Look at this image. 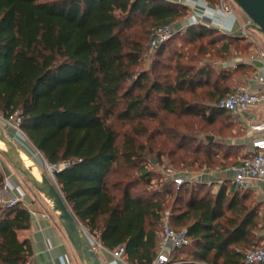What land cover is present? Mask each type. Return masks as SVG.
Wrapping results in <instances>:
<instances>
[{
    "label": "trees",
    "instance_id": "trees-1",
    "mask_svg": "<svg viewBox=\"0 0 264 264\" xmlns=\"http://www.w3.org/2000/svg\"><path fill=\"white\" fill-rule=\"evenodd\" d=\"M187 12L169 0H0V116L19 119L78 221L103 249L123 248L127 264H151L169 206L171 226L189 236L172 264H246L244 253L258 245L264 228L249 190L223 186L213 193L205 184L164 181L133 192L139 183L150 185L154 172L146 162L177 170L239 162L237 148L224 142L232 135L230 114L216 102L233 90L234 72L251 69L216 72L193 62L214 52L223 60L233 51L243 55L244 39L193 24L176 37L192 46L191 55L175 50L165 62L167 40L151 70L136 71L150 34ZM192 118L209 129L207 144H197ZM111 121L128 130L118 133ZM173 189L172 204H165ZM30 224L23 206L0 209V264H30V243L17 236Z\"/></svg>",
    "mask_w": 264,
    "mask_h": 264
},
{
    "label": "crops",
    "instance_id": "crops-1",
    "mask_svg": "<svg viewBox=\"0 0 264 264\" xmlns=\"http://www.w3.org/2000/svg\"><path fill=\"white\" fill-rule=\"evenodd\" d=\"M169 1L188 8V15L173 23L181 31L190 25L202 24L215 28L228 37L244 39L248 43V52L241 55L233 51L229 58L221 61L222 69L234 72L239 65L249 67L251 71L247 73L234 72V80L253 92L264 94V88L255 79L256 74H264V35L256 30L257 28H254L251 22L239 16L234 9L225 14L218 6L206 4L203 0ZM230 119L232 135L224 142L237 148V159L239 160L251 151L255 141L264 139V99L239 115H230ZM0 175L2 178L9 176L10 195L21 197L25 202L30 203L31 209L35 212L34 214L30 212L29 228L17 232L20 240H27L30 243L32 251L30 264H81L63 228L48 213L36 207L33 201L24 194L20 188V179L6 161L0 163ZM232 175L231 170L222 172L220 177L224 180L223 184L210 187L211 192L216 193L223 186L226 192H229V180ZM249 191L256 203L260 205V215H264V181L257 182L256 187ZM259 235L264 240V228L261 229ZM101 254L104 264H115L107 251L101 250ZM116 264L127 263L116 262Z\"/></svg>",
    "mask_w": 264,
    "mask_h": 264
},
{
    "label": "built area",
    "instance_id": "built-area-1",
    "mask_svg": "<svg viewBox=\"0 0 264 264\" xmlns=\"http://www.w3.org/2000/svg\"><path fill=\"white\" fill-rule=\"evenodd\" d=\"M203 1L208 4L206 0ZM218 8L225 14L232 12L231 6L226 0H220ZM180 31L181 29L175 27L174 24L159 27L150 41L151 50L156 51L164 42ZM255 79L258 84L264 88V74H256ZM262 99H264V94L253 92L244 86H236L228 95L219 99L216 102V106L220 109L226 110L230 115L234 116L239 115L241 112L252 106H255ZM15 119L18 125L19 119L16 117ZM3 161H5V158L0 151V163ZM153 167L152 171L155 174L159 175L164 181L172 183L176 187L199 183L205 184L208 187L222 185L224 180L220 177L221 173L231 170L233 171V175L229 182L232 191L253 190L256 187L257 182L264 181V139L255 141L252 145L251 151L239 159V162L236 165L222 170L208 168L200 170H177L167 163L156 164ZM61 168L62 166L56 170H60ZM10 192L11 187L9 185V176H7L3 178L0 187V209L19 204L32 214L35 213L34 210L31 209L30 203L25 202L21 197H12ZM169 216V210H165L162 214V225L159 232L160 239L156 255L151 264H172V253L176 249L189 243L187 229L182 228L180 230H175L170 224ZM97 245L99 249L105 250L99 242H97ZM107 253L115 264L116 262H125L123 259V248L119 247L112 251H107ZM244 261L246 264H264V240H262L259 245L245 251Z\"/></svg>",
    "mask_w": 264,
    "mask_h": 264
},
{
    "label": "rangeland",
    "instance_id": "rangeland-1",
    "mask_svg": "<svg viewBox=\"0 0 264 264\" xmlns=\"http://www.w3.org/2000/svg\"><path fill=\"white\" fill-rule=\"evenodd\" d=\"M207 1V0H206ZM219 1L216 2V6H219ZM229 5L231 6V9H234L238 12L239 16H241L242 18H244L245 20H248L249 22H251L249 20V18L243 13V11L232 1V0H226ZM188 15V12L185 16L181 17L178 20H182L184 19L186 16ZM176 22V21H175ZM256 28V27H254ZM157 30V29H156ZM257 30V29H256ZM153 33V32H152ZM152 33L149 36V39L146 41V47H147V51L145 52V55L142 59L141 64L136 68V71H150L153 61L155 60V52L154 50H151L150 48V41L152 40L151 36ZM261 33V32H260ZM262 35H264V33H261ZM179 37L180 35L176 33V35H173L170 39H168V41L166 42V49L162 55V57H160L161 59H164V57L170 55L173 51L177 50L180 51L182 53L187 52L190 55L192 54L193 50H192V46H189L188 43L186 41H182V40H177L176 37ZM151 38V39H150ZM176 38V39H175ZM179 39V38H178ZM181 39V38H180ZM211 56V57H210ZM210 56H199L197 57L196 60H194V64L196 65H209L212 67V69H214L216 72H219L221 70H228V69H222V65H221V61H223V59L218 58L217 56V52L212 53V55ZM165 60V59H164ZM184 62L188 63V61L186 59H183ZM165 62H167V60H165ZM165 72V71H163ZM230 89L235 88L236 86H241L239 83H237L234 78L230 80ZM185 119H189V117H185ZM192 121H194L197 125V127L199 128L196 132L197 135V144H207V141L203 140L205 137V134H207L209 132V129L206 127L201 128L202 123L199 122L198 118H192L190 119ZM112 124L114 125L115 129L118 131V133L123 132L124 130H128V127L126 125H120L119 123H117L116 125L114 124L113 121H111ZM0 123L2 124V126L5 129L6 134L11 137V139L14 141L15 145L25 154H27L30 157H33V159L42 167V171L45 174V176L51 180L52 182L56 183L55 177H54V168L52 166H50L46 160L44 159V157L42 156V154L40 152H38L30 143V141L25 137V135L19 130V127L17 125L16 119L15 117L11 118V119H4L2 116H0ZM181 132H185L184 129H180ZM18 133V134H16ZM17 135L21 136L22 139H20V137H17ZM17 138V139H16ZM212 138L215 141H220L222 139H220V137H216L214 138V136H212ZM21 142H20V141ZM141 141H145V138H141ZM23 142V143H22ZM19 143V144H18ZM25 143V144H24ZM27 146V147H26ZM22 147V149H21ZM207 147L210 148V146L208 145ZM24 149V150H23ZM213 150H216L215 147H212ZM223 151V150H222ZM34 155V156H33ZM151 156H154V154H150L147 156V159L150 158ZM36 157V158H35ZM40 158V159H39ZM38 159V161H37ZM5 161L7 162V160L5 159ZM148 161V160H147ZM8 163V162H7ZM12 169L14 170V172L17 174L18 178L20 179V188L22 189V191L24 192V194L26 196H28V198H30L33 201V204L36 205V207L42 209L43 211H45L46 213L49 214V216L56 220V222H58V224L60 225V222L58 221L56 215L53 213V211L51 210L50 206L48 205V203H46V201L44 200V198L36 191V189L24 178L23 175H21L16 169H14V167L8 163ZM156 164H151L150 162H146V167L149 169H153ZM164 180L157 174L154 173L153 176H151V182L150 185H143L142 183H139L136 187L133 188V192L134 193H140L143 192L144 190L147 191H152L155 190L157 188H160L161 185L163 184ZM173 195L171 197H167L165 204H172V199L174 198V195H176V191L173 189L172 190ZM166 210H170V206L166 208ZM81 224V223H80ZM161 225L162 222H160L158 224V231L161 229ZM61 226V225H60ZM81 228L83 230V232L85 233L88 241L90 242L93 250L96 252L97 256L99 257L100 261L102 264H104V260H103V256L101 254V249H99L98 245H97V240L92 237L88 230L81 224ZM261 232V231H260ZM259 233L258 234V245L262 242V236H260ZM190 247H187L185 249V252L180 254L179 256H182L183 258H185L186 256V251H188Z\"/></svg>",
    "mask_w": 264,
    "mask_h": 264
},
{
    "label": "water",
    "instance_id": "water-1",
    "mask_svg": "<svg viewBox=\"0 0 264 264\" xmlns=\"http://www.w3.org/2000/svg\"><path fill=\"white\" fill-rule=\"evenodd\" d=\"M249 18L252 25L264 33V0H232ZM209 140L213 138L208 137ZM0 142L4 148L0 149L4 158L16 169L43 197L52 201L51 210L57 213V219L63 228L67 239L75 251L81 264H102L93 250L81 224L70 209L57 183L49 180L45 174L42 180L35 177L23 163L17 153V146L9 137L0 123Z\"/></svg>",
    "mask_w": 264,
    "mask_h": 264
},
{
    "label": "bare ground",
    "instance_id": "bare-ground-1",
    "mask_svg": "<svg viewBox=\"0 0 264 264\" xmlns=\"http://www.w3.org/2000/svg\"><path fill=\"white\" fill-rule=\"evenodd\" d=\"M16 134H18V133H16ZM17 137H20V139H22L21 138V136H19V135H17ZM17 139V138H16ZM20 141V140H19ZM21 142V141H20ZM23 143V142H22ZM19 144V143H18ZM25 144V143H24ZM27 147V146H26ZM4 148V145H3V143L2 142H0V149H3ZM21 149H22V147H21ZM24 150V149H23ZM17 153H18V155L21 157V159L23 160V163H24V165H25V167L27 168V169H29L30 170V172L35 176V177H37L38 179H40V180H42V177H43V175H44V173H43V171H42V167L33 159V157H30V156H28L27 154H25L24 152H22L19 148H17ZM34 156V155H33ZM36 158V157H35ZM40 159V158H39ZM37 161H38V159H37ZM41 195V194H40ZM42 196V195H41ZM43 197V196H42ZM44 198V200L46 201V203H48V205L50 206V208H51V205H52V201L51 200H49V199H47L46 197H43ZM55 215H56V217H57V213H54Z\"/></svg>",
    "mask_w": 264,
    "mask_h": 264
}]
</instances>
